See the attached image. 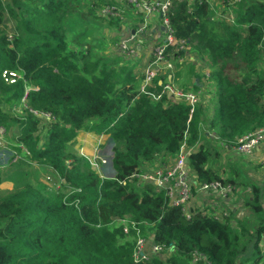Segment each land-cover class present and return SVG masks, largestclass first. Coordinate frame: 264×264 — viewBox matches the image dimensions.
Segmentation results:
<instances>
[{
    "label": "trees",
    "instance_id": "16d2710c",
    "mask_svg": "<svg viewBox=\"0 0 264 264\" xmlns=\"http://www.w3.org/2000/svg\"><path fill=\"white\" fill-rule=\"evenodd\" d=\"M92 1L103 7L118 4L0 0V127L6 131L5 143L12 151L28 152L22 167L49 168L60 184L56 190L30 182L0 191V264H191L195 254L211 264H257L264 238L260 186H251L244 203L256 222L251 227V222L239 220L241 215L233 223L199 211L187 219L180 207L169 204L164 191L156 192L131 176L168 162L185 143L195 147L188 162L197 182L234 183L210 163V139L213 135L232 146L264 126V0L237 4L233 25L212 21L215 12L207 2H173L175 36L188 41L199 63L208 67L210 92L219 101L213 112L205 105L197 107L190 122L187 104L166 95L154 99L162 89L158 83L150 94L141 93L143 75L139 79L128 71L121 77L115 68L119 58L112 61L85 45L93 44L96 37L91 34L99 27L81 18L84 5ZM98 15L94 18L107 21L105 27L122 32L120 19L104 17L100 10ZM7 16L14 22L12 34L3 28ZM76 26L82 28L78 33ZM189 65L195 77L197 63L188 60L176 77ZM4 70L16 71L23 79L7 84ZM27 87L32 89L25 106ZM83 129L109 136L113 175L102 178L88 158L73 149ZM41 130L44 135H37ZM125 218L137 222L143 236L152 234L166 253L134 263L135 231L131 228L127 235L118 223Z\"/></svg>",
    "mask_w": 264,
    "mask_h": 264
},
{
    "label": "built area",
    "instance_id": "2783aa9c",
    "mask_svg": "<svg viewBox=\"0 0 264 264\" xmlns=\"http://www.w3.org/2000/svg\"><path fill=\"white\" fill-rule=\"evenodd\" d=\"M175 0H120L118 4H109L101 9L104 17H116L121 22H128V18L121 19L119 15L122 12H132L134 19L129 24H124L121 33L112 32V36H118L117 53L126 55L130 58L142 59L143 79L140 84V92L150 94L151 88L157 83L162 87L160 94L153 95L158 100L162 95H166L172 102L185 103L189 106V120L193 117L197 107L203 105V97L201 84L196 80L198 89L185 91L175 84L176 74L179 68L185 62L191 61L192 47L188 41L179 39L175 36V31L170 22V11ZM192 2L195 0H191ZM242 0H198V2H207L210 9L217 13L219 19L229 14L233 17V8ZM121 2V4H120ZM128 3V4H127ZM127 4L128 8L123 9ZM123 7V8H120ZM133 8V11L129 9ZM158 20L161 28V37L153 44L151 51H147L148 55H143L144 46L142 36L145 37L147 31L151 29V24ZM235 22V21H234ZM146 52V53H147ZM206 82L210 76V70L205 67ZM167 77L166 81L161 78ZM2 78L7 84H15L22 76L11 70H4ZM27 87L25 95L22 99L24 105L27 93L31 90ZM38 117L50 119L49 114L34 112ZM5 128L0 127V146L5 144ZM106 136L100 135L101 139ZM264 144V126L241 137L235 145H232L237 154L245 157H252L255 151ZM184 143L176 157L167 163L159 165L154 169L144 171L143 168L134 173L131 179H136L139 184H150L156 192L164 191L168 202L172 206L180 207L187 219H191L192 215L199 211L203 215L214 217L217 220L224 221L229 217V211L223 206L230 205V195L235 188L231 183H223L222 181L213 182H197L195 176L189 166V154L191 150L186 149ZM98 154L100 153L97 150ZM96 155L88 160L93 169L97 171L102 178L105 175L102 172L107 160L102 156ZM264 165V160H263ZM100 168V172L98 171ZM125 183V182H123ZM195 193L205 195V206L195 207L193 199ZM124 226V233L129 234L131 228L135 231L136 244L133 251L134 263H144L151 261L162 253H166L164 248L156 245L152 240V234L148 237L143 236L139 224L128 218L119 220ZM191 264H211L205 256L195 254Z\"/></svg>",
    "mask_w": 264,
    "mask_h": 264
},
{
    "label": "rangeland",
    "instance_id": "374dc122",
    "mask_svg": "<svg viewBox=\"0 0 264 264\" xmlns=\"http://www.w3.org/2000/svg\"><path fill=\"white\" fill-rule=\"evenodd\" d=\"M6 3H10L11 0H4ZM110 0H107L109 2ZM120 0H116L118 3ZM96 1H92L90 4H85L84 8L81 11V18L85 19L84 24L92 25V26H99L97 28V31L92 32L91 35H94L96 37V40H94L92 43H85L87 47L94 48L95 51L102 55L107 56L112 61H116L117 58H119L120 65H115V68L118 70V75L123 77L127 74L128 71H131L134 76H137L139 79L141 78V75H143V62L142 59H138L136 57L130 58L128 56L119 55L117 54V44H118V36H112V32L115 31V27H112L111 29L108 27H105L107 24V21H101L98 18H94L95 15H98V11L104 6H98L95 3ZM128 4V3H127ZM127 4L123 8L124 10L128 8ZM107 5V4H106ZM131 11H133V8L129 7ZM95 14V15H94ZM96 16V17H97ZM121 19H126V16L128 18V22H121V25L129 24L130 20L134 19L132 12H122L121 15H119ZM236 13H233V17L229 14L224 16L223 21H225L229 25H233L235 19H236ZM105 19V18H104ZM219 17L217 13H215V18H213L212 21L218 20ZM113 22H116L114 19H111ZM222 21V22H223ZM103 22V23H102ZM109 22V21H108ZM221 22V17L220 21ZM224 22V23H225ZM220 24H218L219 26ZM14 27V22L10 17H6L3 28L7 32V34H12ZM75 31L78 33L82 29L81 27L76 26ZM104 27V28H103ZM221 28V27H220ZM103 38V39H101ZM102 40L104 43H102ZM88 42V40H87ZM102 44V46H99ZM194 55L193 52L191 53V56ZM190 65L186 66L183 69V72L180 74V76L177 78L176 83L179 84V88H184L185 84H189L191 86L192 84V77L189 74ZM199 70L195 69L193 73H196V76L201 77L202 79L205 74L202 71L203 68H201L198 64ZM208 69V67H206ZM175 83V84H176ZM204 86L206 87L205 90L209 94L210 92V83L207 80L206 82H203ZM205 92V93H206ZM206 93V94H207ZM203 94V93H202ZM213 95V94H211ZM212 99V96H211ZM211 99L209 100L210 102ZM215 101V100H214ZM4 108V107H3ZM209 110L213 112L212 106H208ZM207 108V109H208ZM22 113V112H21ZM88 127V126H87ZM45 130H41L37 133V135H44ZM78 135V138L76 140V143L73 145V149L78 152L80 155L84 157H89L92 159L98 154L97 150L100 152L98 155L102 156L105 160H107V163L102 167V172L104 175H111L113 173V170L111 168V158L113 156L111 147L112 142L109 139V136H104L102 139L101 137H98L95 132H90L87 129H83ZM6 136V135H5ZM210 142H212V148L214 149V154L211 156L210 163L213 164L214 168L221 173L223 176V179L225 180H232L234 183H231L232 186L235 188L232 190L230 195V201L228 202L230 205H225L223 208L227 209L229 211V217L230 220L233 223V220L235 221L239 219L236 214L238 211L234 209L235 207L241 212V218L239 219L241 221L247 220L254 226L253 222V216L250 211H247L246 208H244V203L248 197L251 196V186L253 184H257L261 188L264 187V174L261 173V169L254 165L251 161V157H245L241 156L234 151V147L224 145L223 143L217 141V139L211 135ZM7 141L11 144L12 140L10 138H7ZM43 141V140H42ZM41 141V142H42ZM111 142V143H110ZM6 144V143H5ZM186 149H190L191 151L195 149V147H190L187 145ZM28 155V152L25 151L23 148L22 152H16L12 151L11 147L6 144L0 146V177H2L3 180H1L0 183V191H12L18 187H23L26 183H43L48 187V189L56 190L60 187V184H58L57 177L52 174V172L49 170V168L41 167L38 168L37 166L29 167L21 166L20 164L23 163L25 159V155ZM176 157V156H174ZM173 157V158H174ZM171 158V159H173ZM167 163V162H164ZM164 163L157 164L152 167H144V171H148L151 169H154L155 167L162 165ZM260 166V163H258ZM257 167V168H256ZM258 170V171H256ZM100 172V168L98 170ZM113 175V174H112ZM5 178V179H4ZM236 181V182H235ZM234 215V216H233ZM118 223H120L118 221ZM121 224V223H120ZM119 224V225H120ZM150 234V231L148 232ZM166 257V256H165Z\"/></svg>",
    "mask_w": 264,
    "mask_h": 264
},
{
    "label": "crops",
    "instance_id": "0c3cea01",
    "mask_svg": "<svg viewBox=\"0 0 264 264\" xmlns=\"http://www.w3.org/2000/svg\"><path fill=\"white\" fill-rule=\"evenodd\" d=\"M120 4H121V2H120ZM115 31L118 32L117 30H115ZM122 31H124V30H122ZM161 33H162V31H161V28L159 27V22H158V20H155L154 23L151 24V29L149 31H147V33L145 34V37L142 36L143 46H144V52H143V55L144 56L145 55H148V52L147 51H151V49L153 47V44L161 37ZM190 60L192 62H196L197 63L196 69H198V70H199V67H198V64H199V66L201 68H203V69H202V71H198V72H203V74H204L205 65H201L199 63V59L196 56H194V55H192V57H191ZM200 78L201 77H199V76L192 77V81L191 82H192V84L193 83H196V80L198 79L197 82H199L201 84V87L200 88H201V90L203 92V95H204V97L202 99L203 100V105L210 106V107L212 106V108L215 109L216 107H218L219 101L217 99H215L214 94L211 95L212 93L211 94L210 93L208 94L206 92V90H205L206 87L203 84L205 76L202 79H200ZM211 96H212V99H211ZM210 99H211L212 102L209 101ZM98 137H100V135ZM263 160H264V144L261 145L255 151V153L251 157V161H250L254 165H256L259 168V170L261 169V173L264 174ZM258 163H260V166L258 165ZM256 171H258V170H256ZM262 190H263V198L261 200V204L264 207V187L262 188ZM205 197H206L205 195H201V194L195 193L194 199H193V205L196 208L197 207H201V206H205V203H207ZM234 209H236L238 211V213L236 214V216H240L241 215V212L236 207ZM260 247H261L262 253H261V258L259 259V262L257 264H264V238H263V240L260 243Z\"/></svg>",
    "mask_w": 264,
    "mask_h": 264
}]
</instances>
